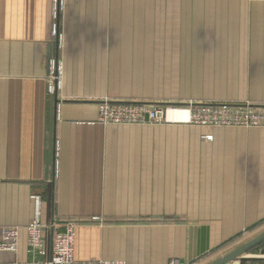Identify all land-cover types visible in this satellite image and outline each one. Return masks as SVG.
<instances>
[{"label": "crops", "instance_id": "crops-1", "mask_svg": "<svg viewBox=\"0 0 264 264\" xmlns=\"http://www.w3.org/2000/svg\"><path fill=\"white\" fill-rule=\"evenodd\" d=\"M57 6L0 0V264L47 262L66 222L75 264H213L263 234L264 127L102 125L98 102L264 106V0ZM263 262L264 242L227 264Z\"/></svg>", "mask_w": 264, "mask_h": 264}, {"label": "built area", "instance_id": "built-area-1", "mask_svg": "<svg viewBox=\"0 0 264 264\" xmlns=\"http://www.w3.org/2000/svg\"><path fill=\"white\" fill-rule=\"evenodd\" d=\"M59 1L54 0L56 4L55 11L57 10ZM57 35V28L54 27L53 36ZM54 79L56 80L57 77ZM50 87L52 88V86ZM170 112H183L185 115L183 123L197 128L264 127V106L250 104H189L183 107L171 105L148 106L144 104L115 103L107 99H99L98 102V122L102 125L164 124L167 122V116ZM211 138V136L203 137L207 141L211 140ZM32 198L35 205V216L26 228L29 252L35 256L45 251L46 244L42 235L48 227L42 224L39 219L40 197L34 196ZM74 228L73 222H66L61 231L54 233L51 240L50 259L41 264H75L73 257ZM18 237L17 227L4 228L0 241V251L16 253L18 249ZM84 264H125V262L96 260ZM169 264L195 263H181L177 260H172Z\"/></svg>", "mask_w": 264, "mask_h": 264}, {"label": "water", "instance_id": "water-1", "mask_svg": "<svg viewBox=\"0 0 264 264\" xmlns=\"http://www.w3.org/2000/svg\"><path fill=\"white\" fill-rule=\"evenodd\" d=\"M57 44L59 46L58 39H57ZM56 76H58V69L56 70ZM55 82H56V87H57V81ZM263 242H264V233L254 238L253 240L249 241L248 243L242 245L241 247L237 248L236 250L232 251L231 253H229L228 255H226L225 257L221 258L220 260L216 261L213 264H227L230 261L238 260L242 255L248 253L250 250L259 246Z\"/></svg>", "mask_w": 264, "mask_h": 264}, {"label": "bare ground", "instance_id": "bare-ground-1", "mask_svg": "<svg viewBox=\"0 0 264 264\" xmlns=\"http://www.w3.org/2000/svg\"><path fill=\"white\" fill-rule=\"evenodd\" d=\"M172 113H174V115H177L178 117H181L183 115V113H179V112H172Z\"/></svg>", "mask_w": 264, "mask_h": 264}]
</instances>
